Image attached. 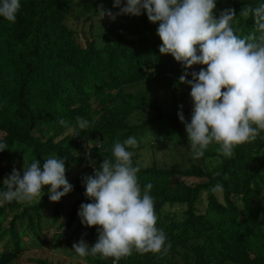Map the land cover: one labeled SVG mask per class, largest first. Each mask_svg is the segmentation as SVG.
I'll use <instances>...</instances> for the list:
<instances>
[{
    "label": "trees",
    "instance_id": "1",
    "mask_svg": "<svg viewBox=\"0 0 264 264\" xmlns=\"http://www.w3.org/2000/svg\"><path fill=\"white\" fill-rule=\"evenodd\" d=\"M104 2L105 9L119 12L113 0ZM262 3L216 0L213 12L218 18L224 9H235L232 26L243 38L254 20L239 16L241 9ZM74 4L75 0H20L14 22L0 17V142L8 148L0 152V182L8 175L4 165L24 166L26 161L27 167L33 160L42 164L56 156L65 161L66 179L73 185L69 194L76 197L64 223V197L53 202L51 218L57 232L45 246L69 248L86 231V243L95 244L97 227L82 225L78 217L82 203H93L85 195L83 178L93 175L89 164L99 166L111 158L115 143L134 136L139 147L128 150L134 153L133 164L141 165V195L151 182L156 227L165 232L171 247L166 254L133 249L115 264H264V205L258 203L264 196V131L254 141L235 146L231 158L219 154V145L213 143L200 159L194 160L186 150L182 157L187 167L139 162L146 147H187L178 112L190 122L193 100L191 88L179 83L183 68L170 54H160L159 24L150 23L146 12L119 15L115 21L106 16L98 25L96 0L83 7L82 23L74 29L66 23ZM201 67L206 66L194 65L189 72ZM160 81V90L168 89V104L160 101L167 96L158 90ZM78 117L90 122L87 129L78 128ZM147 136L149 143H144ZM81 168L89 173L69 180L70 171ZM216 184L223 190L213 193ZM49 188L45 186L34 204H0V264H20L29 235L38 239L44 234L45 223H51ZM81 258L87 264H114L113 257L99 254ZM28 262L60 264L44 257Z\"/></svg>",
    "mask_w": 264,
    "mask_h": 264
},
{
    "label": "clouds",
    "instance_id": "2",
    "mask_svg": "<svg viewBox=\"0 0 264 264\" xmlns=\"http://www.w3.org/2000/svg\"><path fill=\"white\" fill-rule=\"evenodd\" d=\"M121 3L113 0V7L119 9L116 13L100 5L101 20L107 16L115 21L119 15L146 12L150 23L159 24L160 54H170L183 68L179 83L191 88L193 109L190 122L182 111L178 118L184 124L194 160L203 157L213 143L219 145V154L231 158L235 146L254 141L264 131V3L241 9L239 16L254 20L251 32L243 38L232 26L237 18L235 9L226 8L218 18L214 16L216 0H124L123 7ZM20 7V0H0V17L14 22ZM194 65L206 67L189 72ZM89 123L77 118L81 130ZM97 144L101 143L97 140ZM138 147L134 136L115 143L111 158L103 159L99 167L93 161V175L83 178L85 195L93 203H82L78 217L82 225L97 227L98 239L92 246L83 238L74 243L72 251L79 257L99 254L113 257L115 264L133 249L141 254H166L170 249L165 232L156 227L154 200L149 195L151 182L141 195L137 180L141 165L133 164L134 153L128 150ZM6 149L7 144L0 142V152ZM25 165L26 161L23 174L14 167L4 178L0 189L3 202L32 201L45 186H50V202H59L73 190L63 159L52 156L42 164L33 160L30 166ZM222 190L220 184L211 188L213 193Z\"/></svg>",
    "mask_w": 264,
    "mask_h": 264
},
{
    "label": "rangeland",
    "instance_id": "3",
    "mask_svg": "<svg viewBox=\"0 0 264 264\" xmlns=\"http://www.w3.org/2000/svg\"><path fill=\"white\" fill-rule=\"evenodd\" d=\"M96 0H75V4L73 7V12L72 14L68 17L66 23L69 27L71 28H76L79 29V24L82 23L81 20V14L83 13V7L86 5H92ZM100 5H103V7H105L106 2H104L103 4V0H100ZM99 5V6H100ZM94 21L96 22V24H104L106 21V16L101 20L99 14H97L95 16ZM78 26V27H77ZM88 27V24H87ZM95 32L96 30H99L98 28L94 29ZM191 79V78H190ZM157 86L158 90L161 89V85L162 82H158ZM184 89H189V88H184ZM138 90V89H137ZM159 92H163L164 95L166 96L165 98H160L161 102L165 101V104H168L170 102L169 101V93H168V89L165 90H160ZM168 97V98H167ZM168 99V100H167ZM171 104H169L170 106ZM149 136V135H148ZM145 137L142 140L144 141V143H149V137ZM187 147L183 148L180 151H174L171 150L169 148L166 147H159L157 149H151L150 147H146L143 150H141V154L138 158V161L143 162L145 166H148L149 164L153 163L154 161H157L159 165H165L168 164L169 166L174 165V164H179L183 167H187L189 165V163L186 161V158L184 159L182 156L184 154H186V150L190 151L189 147V141H187ZM215 163V162H214ZM18 171H20L21 173H23V169L24 166L22 164H17L16 166H14ZM14 167H9L8 165H4V169L7 170V173L9 176L12 172V169ZM99 167V166H97ZM82 173L88 174L89 171L86 169H76L75 171H70V175H69V180H75L78 177H80V175H82ZM4 180V179H3ZM3 180L2 182H0V189H3L4 185H3ZM76 197L70 194H67L66 196H64V200H63V211H62V216L60 219V223H64L67 219L68 214L70 213L71 210V206L74 203ZM40 200V196L36 197L35 199H33L32 201H22L23 205H28V204H34L37 203ZM2 199H0V204H2ZM258 203L260 205H264V196H262L259 200ZM49 215H50V221L51 223H48L46 225L47 228H45L44 230V234H40L38 239H33V237L31 235H29V240L27 241V247L28 250L22 254L21 256V260L19 261L20 264H31L30 262H28V259L34 258V257H44V258H48L51 261L60 263V264H87L85 262V260L81 257H79L78 255H76L73 251H72V245L74 243L79 242L82 238L84 239V237L86 236L87 232L86 231L84 233V235L81 238H76L72 241L71 246H69V248L66 247H62L59 250H53L50 245L49 246H45L48 242H52L53 240V235L56 234L57 229H56V225L53 226L52 225V212H53V202L50 203L49 206ZM10 220V217L8 219V221ZM4 243L0 242V250L2 249V245Z\"/></svg>",
    "mask_w": 264,
    "mask_h": 264
},
{
    "label": "built area",
    "instance_id": "4",
    "mask_svg": "<svg viewBox=\"0 0 264 264\" xmlns=\"http://www.w3.org/2000/svg\"><path fill=\"white\" fill-rule=\"evenodd\" d=\"M89 167H90V168H93V167H92V164H89Z\"/></svg>",
    "mask_w": 264,
    "mask_h": 264
}]
</instances>
